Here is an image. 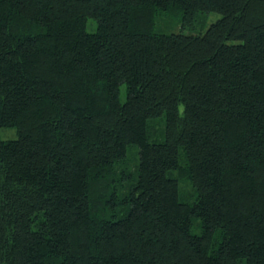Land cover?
<instances>
[{
	"label": "trees",
	"instance_id": "trees-1",
	"mask_svg": "<svg viewBox=\"0 0 264 264\" xmlns=\"http://www.w3.org/2000/svg\"><path fill=\"white\" fill-rule=\"evenodd\" d=\"M1 128L0 264H264V0H0Z\"/></svg>",
	"mask_w": 264,
	"mask_h": 264
},
{
	"label": "rangeland",
	"instance_id": "rangeland-1",
	"mask_svg": "<svg viewBox=\"0 0 264 264\" xmlns=\"http://www.w3.org/2000/svg\"><path fill=\"white\" fill-rule=\"evenodd\" d=\"M219 14L218 13H214V12H210L206 15L205 17V23H204V27L206 25H208L210 22L214 21L216 18H218ZM169 25H171V23H169ZM168 25V26H169ZM94 26H95V23L92 19H87L86 20V24H85V30L87 32H91L93 29H94ZM178 26H175L173 27V30H176ZM203 27V28H204ZM169 27L167 26H164V23H159L156 25V27L154 28L155 30H161L163 31L168 29ZM169 30V29H168ZM182 32L184 33H189V31L186 29V30H182ZM124 97H125V94H124V85L122 84L120 86V91H119V99L120 101H123L124 100ZM15 130L13 128H1L0 129V138L1 139H11V138H15ZM181 190H189V186L188 185H185V184H181Z\"/></svg>",
	"mask_w": 264,
	"mask_h": 264
}]
</instances>
